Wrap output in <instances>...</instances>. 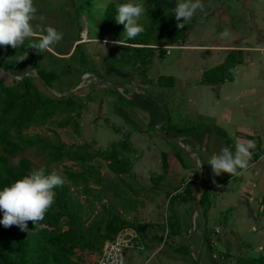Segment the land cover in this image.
<instances>
[{
	"label": "crops",
	"instance_id": "obj_1",
	"mask_svg": "<svg viewBox=\"0 0 264 264\" xmlns=\"http://www.w3.org/2000/svg\"><path fill=\"white\" fill-rule=\"evenodd\" d=\"M249 10L250 18L236 16L239 27L223 37V47H189L216 51L213 67L235 54L222 83L203 82L204 72L213 67L199 68L196 77L136 68L133 79L115 68L105 81L115 97L123 89L128 103L116 112L124 116L131 152H139L141 172L134 165L132 171L148 185L154 183L155 197L140 213L147 218L139 233L144 249L130 251L127 264H233L264 248V9ZM161 76L173 77V85L160 86ZM108 99L110 105L116 100ZM135 111L143 115L134 117ZM152 130L161 142H151ZM246 141L255 143L253 153L259 149L262 154H253L244 175L213 176L208 159L222 148L234 153L235 144ZM203 186L210 193L204 202Z\"/></svg>",
	"mask_w": 264,
	"mask_h": 264
},
{
	"label": "rangeland",
	"instance_id": "obj_2",
	"mask_svg": "<svg viewBox=\"0 0 264 264\" xmlns=\"http://www.w3.org/2000/svg\"><path fill=\"white\" fill-rule=\"evenodd\" d=\"M125 2L128 0H34L38 9L37 19L33 21L34 27L38 26V32L40 28L54 27L63 33L62 40L44 53H37L29 48L30 41H25L17 49L0 46V55L10 56L11 51L15 50L20 59L24 56L25 60L36 57L41 69L46 72L59 73L68 65L80 68V54L72 55L79 43L88 59L90 72L84 75L81 88L94 93L90 99L81 100L85 109L78 120L79 124L62 128L58 125L60 118H57L45 126H32L24 131L28 136L39 135L48 138L55 145H64L71 154L54 161L48 152L26 148L9 156L11 165L17 167L20 160L26 158L32 163L33 171L44 168L46 174L57 171L66 177L67 171H86L85 182L81 181L77 185L67 182L66 185L70 186V194L87 234L105 235L122 226L137 228L146 224L147 218L140 213L145 208L146 201L155 197L152 190L154 183L148 185L132 171L134 165V171L138 174L141 172L140 165L136 162L139 159L138 151L124 154L123 158L128 162L130 171L122 175L110 169L109 160L98 156L100 151H110L114 141L126 138L129 141L130 138L124 130V116L116 112L128 104L124 98V90L116 92L115 97L113 91L99 87L102 84L100 80L107 81L112 73L111 69L115 68L122 74L127 72L132 79L136 75V68H159L158 71L162 73L175 71L183 76L196 77L199 68H211L218 64L214 62L217 58L216 51L189 47L196 44L223 47L222 33L227 30L230 34L239 27L235 22L236 16L245 19L252 17L253 12L249 7L264 9V0H202L203 11L197 10L191 23L185 25L186 36L182 40L173 43L168 39L159 41L152 38L148 42V47L152 49H148L142 56L135 49L140 45L129 44L130 40L124 35V27L119 33L120 39L112 40L111 31L119 25L116 19L110 26H104L108 6L114 3L117 7ZM133 2L143 3L147 10L139 21L145 30L149 22V8L145 0ZM139 38H144V31L135 37ZM168 47H175L170 50V54L166 49ZM6 76L22 78L12 72ZM26 76L37 77L35 69L30 70ZM53 93L58 97L70 95L69 92L61 93L55 89ZM110 97L116 99L112 105L108 104ZM138 114L143 115L142 112L135 111L134 117H138ZM151 133V142L163 139L155 130ZM2 218L3 213L0 212V220ZM163 221L165 225V217ZM100 253L101 248L88 253L81 264H94Z\"/></svg>",
	"mask_w": 264,
	"mask_h": 264
},
{
	"label": "trees",
	"instance_id": "obj_3",
	"mask_svg": "<svg viewBox=\"0 0 264 264\" xmlns=\"http://www.w3.org/2000/svg\"><path fill=\"white\" fill-rule=\"evenodd\" d=\"M145 2L150 14L149 22L145 26L144 38L128 41L131 45L141 46L135 49L142 56L148 49H152L148 47V42L152 38L159 41L168 39L170 42L177 43L186 36L185 26L183 29L177 27L173 13L177 0H145ZM116 10L114 3L108 6L104 26H110L116 19ZM123 27L124 25L119 24L111 31L112 40L120 39L119 33ZM75 53L80 54L78 59L80 68L68 65L59 73L42 70L36 57L21 60L15 50L11 51L10 56L0 55V148L2 150L0 189L33 171L32 163L26 158L21 159L17 167L10 164L9 156L18 151L37 148L50 153L54 161L71 154L64 145H55L48 138L39 135L28 136L24 134V131L32 126H45L57 118H60L58 125L62 128L79 124L78 120L85 109L81 100L90 99L94 91L77 89L90 69L80 43L76 45L72 55ZM236 60L235 54L231 52L225 64L204 72L203 82L211 85L222 83L225 81L229 63H234ZM32 69H37L39 78L26 76ZM113 71L115 70L111 69V72ZM10 72L22 78L7 77L6 74ZM115 72L122 75L119 71ZM173 83V77L161 76L158 79L160 86H172ZM99 87L112 90L103 84ZM54 89L61 93L69 92L70 95L58 97L53 93ZM74 90L76 91L73 92ZM129 151H131V144L126 139L112 144L110 151L98 152V156L109 160L110 169L122 175L130 171L128 162L123 158ZM86 173V171H67V182L74 185L81 181L85 182ZM202 189L204 202L210 193L205 186ZM55 192V204L34 230H32L34 228L32 222H28L30 232H22L17 226L5 228L0 224V264H81L88 253H93L98 248L102 250L105 243L113 239L117 232L125 227L114 229L105 235L87 234L70 194V186L65 183L62 187L56 188ZM204 208L206 213L207 207ZM143 228L144 226H139L136 229L141 233ZM205 242L212 248V239L207 232ZM233 264H264V255L258 258L239 256Z\"/></svg>",
	"mask_w": 264,
	"mask_h": 264
},
{
	"label": "clouds",
	"instance_id": "obj_4",
	"mask_svg": "<svg viewBox=\"0 0 264 264\" xmlns=\"http://www.w3.org/2000/svg\"><path fill=\"white\" fill-rule=\"evenodd\" d=\"M197 10L203 11L202 0H177L174 8L177 27L183 29L185 25L191 23ZM146 11L143 3L133 0L117 6L116 22L124 25V35L129 40L135 39L144 31L139 21ZM37 13L34 0H0V46L17 49L23 46L25 41H30L29 48L37 53L51 50L53 45L62 40L63 33L51 26L40 28L38 32V26L33 25ZM228 36L229 32L225 30L222 37ZM117 43L121 44L120 41ZM24 58L25 56L21 60ZM255 147L253 141H246L237 142L234 153L228 148H222L219 154L212 155L207 161L213 176L244 175L253 158L252 150ZM65 183H67L66 177L57 171L46 174V170L40 168L3 187L0 189V212L3 213L0 224L5 228L17 226L22 232H30L28 222H32L34 225L32 230H34L55 204V189ZM261 252H264V248L257 247L252 255L258 258Z\"/></svg>",
	"mask_w": 264,
	"mask_h": 264
},
{
	"label": "built area",
	"instance_id": "obj_5",
	"mask_svg": "<svg viewBox=\"0 0 264 264\" xmlns=\"http://www.w3.org/2000/svg\"><path fill=\"white\" fill-rule=\"evenodd\" d=\"M172 48L175 47L166 48L169 50L168 54H170ZM254 154L261 155L262 151L256 149ZM166 233L169 234L168 228ZM140 241L138 230L131 226H125L117 232L113 239L105 243L94 264H127V256L130 251H142L144 249Z\"/></svg>",
	"mask_w": 264,
	"mask_h": 264
},
{
	"label": "water",
	"instance_id": "obj_6",
	"mask_svg": "<svg viewBox=\"0 0 264 264\" xmlns=\"http://www.w3.org/2000/svg\"><path fill=\"white\" fill-rule=\"evenodd\" d=\"M35 72H36V74H37V77L39 78V74H38L37 69H35ZM100 82L103 83V84H105V85H107V86H111L110 83L105 82L104 80H100ZM79 88H81V87H79ZM79 88H77V89H79ZM77 89H76V90H77ZM76 90H74L73 92H75Z\"/></svg>",
	"mask_w": 264,
	"mask_h": 264
}]
</instances>
